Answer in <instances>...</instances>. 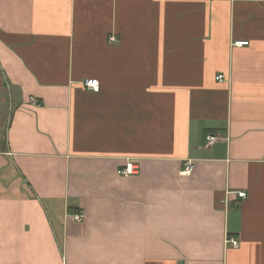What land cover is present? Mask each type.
<instances>
[{"label": "crops", "instance_id": "crops-1", "mask_svg": "<svg viewBox=\"0 0 264 264\" xmlns=\"http://www.w3.org/2000/svg\"><path fill=\"white\" fill-rule=\"evenodd\" d=\"M0 264H264V0H0Z\"/></svg>", "mask_w": 264, "mask_h": 264}, {"label": "built area", "instance_id": "built-area-1", "mask_svg": "<svg viewBox=\"0 0 264 264\" xmlns=\"http://www.w3.org/2000/svg\"><path fill=\"white\" fill-rule=\"evenodd\" d=\"M110 41L112 42H116L117 41V37L115 35H112L110 37ZM249 42L248 41H235V45L237 46H243V45H247ZM217 80L222 81L224 79V75L223 74H219L216 77ZM85 86L93 91L98 92L100 90V82L98 79H88L86 80V82L84 83ZM34 102H36V100H33ZM222 137L219 135H214V134H207L205 137V145L206 146H211L213 143H215L216 141H218L219 139H221ZM194 165L189 162L186 166V168L183 170V173H190L193 170ZM138 166H136L135 164L132 163H128L127 166L123 169L119 170V174L124 175V176H128L131 174H134L137 172L138 170ZM238 196L242 197V198H246L247 194L244 191H238L237 192ZM72 217L77 220V221H82L83 220V213L82 212H75L72 214ZM227 243L231 244V246L238 248L240 246V240L237 237H231L228 236L227 238Z\"/></svg>", "mask_w": 264, "mask_h": 264}, {"label": "trees", "instance_id": "trees-1", "mask_svg": "<svg viewBox=\"0 0 264 264\" xmlns=\"http://www.w3.org/2000/svg\"><path fill=\"white\" fill-rule=\"evenodd\" d=\"M2 143H5V140H2Z\"/></svg>", "mask_w": 264, "mask_h": 264}]
</instances>
